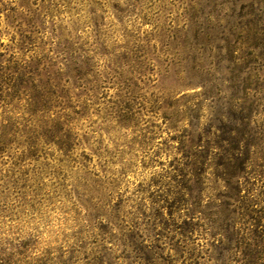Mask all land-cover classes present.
<instances>
[{
	"label": "rangeland",
	"instance_id": "1",
	"mask_svg": "<svg viewBox=\"0 0 264 264\" xmlns=\"http://www.w3.org/2000/svg\"><path fill=\"white\" fill-rule=\"evenodd\" d=\"M0 53L59 74L50 111L30 106L45 78L10 129L0 106V264H88L104 248L124 264L135 234L158 263L190 264L160 224L159 182L181 157L166 119L196 100L214 132L240 99L264 120V0H0ZM192 238L186 252L216 264L212 239Z\"/></svg>",
	"mask_w": 264,
	"mask_h": 264
},
{
	"label": "trees",
	"instance_id": "2",
	"mask_svg": "<svg viewBox=\"0 0 264 264\" xmlns=\"http://www.w3.org/2000/svg\"><path fill=\"white\" fill-rule=\"evenodd\" d=\"M3 57L0 53V58ZM34 67L35 63L14 56L0 59V106L4 103L10 108L4 129L15 126L10 117L14 100H20L28 90L39 88L42 78L48 79L46 83L50 87L40 101L29 102L30 106L46 112L53 106L56 92L50 88L57 85L50 81H56L59 74L52 77L45 68ZM77 76L81 78L79 72ZM194 101L190 99L183 108H174L166 119L170 128L180 133L172 139L178 143L175 149L181 157L170 165L159 182L164 187L161 208L169 215L160 224L177 232L181 240L174 244V255L183 258L187 253L190 264H198L196 257L201 256L200 251L186 252V246L182 245L184 241L191 243L193 234L212 239L210 256L216 264H264V120L261 123L256 120L260 114L258 100L250 101L247 108L237 99L230 108L233 113L226 118L229 123L221 122L214 132L212 128L201 127L200 105ZM183 118L188 123L178 130L176 127ZM209 183L213 184L210 189L214 192L204 200ZM220 219L222 223L218 224ZM202 230L204 234L199 233ZM136 236L122 244L125 251L120 257L124 264H163L158 263L160 257L153 256V245L137 243ZM115 254L104 248L92 252L87 261L88 264H123L115 260Z\"/></svg>",
	"mask_w": 264,
	"mask_h": 264
}]
</instances>
